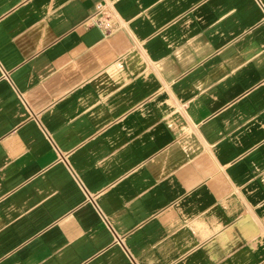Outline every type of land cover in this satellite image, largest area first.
I'll return each mask as SVG.
<instances>
[{
  "label": "crops",
  "instance_id": "obj_1",
  "mask_svg": "<svg viewBox=\"0 0 264 264\" xmlns=\"http://www.w3.org/2000/svg\"><path fill=\"white\" fill-rule=\"evenodd\" d=\"M0 264H264V0H0Z\"/></svg>",
  "mask_w": 264,
  "mask_h": 264
},
{
  "label": "built area",
  "instance_id": "obj_2",
  "mask_svg": "<svg viewBox=\"0 0 264 264\" xmlns=\"http://www.w3.org/2000/svg\"><path fill=\"white\" fill-rule=\"evenodd\" d=\"M96 23V22H95ZM99 27L104 28L105 30L109 29V27L111 26L110 22L108 20L106 21H97L96 23Z\"/></svg>",
  "mask_w": 264,
  "mask_h": 264
}]
</instances>
